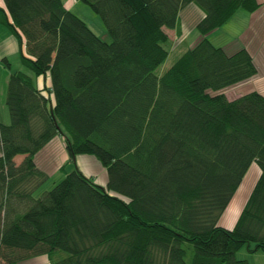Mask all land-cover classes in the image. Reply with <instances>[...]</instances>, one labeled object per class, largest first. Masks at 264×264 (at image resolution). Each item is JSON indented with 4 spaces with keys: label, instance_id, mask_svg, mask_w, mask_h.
<instances>
[{
    "label": "trees",
    "instance_id": "1",
    "mask_svg": "<svg viewBox=\"0 0 264 264\" xmlns=\"http://www.w3.org/2000/svg\"><path fill=\"white\" fill-rule=\"evenodd\" d=\"M82 1L110 40L63 0L0 3V23L32 72L6 80L0 264L35 256L47 264H249L236 251L251 242L264 249V91L228 90L264 65L247 46L229 51L208 33L261 1ZM188 28L200 32L191 42ZM58 135L75 165L61 163L63 176L38 192L49 172L35 156ZM78 155L99 163L102 182ZM253 164L258 174L235 222L220 224Z\"/></svg>",
    "mask_w": 264,
    "mask_h": 264
},
{
    "label": "rangeland",
    "instance_id": "2",
    "mask_svg": "<svg viewBox=\"0 0 264 264\" xmlns=\"http://www.w3.org/2000/svg\"><path fill=\"white\" fill-rule=\"evenodd\" d=\"M66 1L69 5V8L77 13L79 16H81L88 25L97 33L103 36L104 38H107V40H110V35L107 33V30L102 22V19L100 16L94 12L89 4L82 0H63ZM245 10L240 9L239 12L234 13L226 23L222 24L221 26L216 27L214 30H212L209 33V38L212 39L214 42L224 45L227 50L231 51L234 46L239 44H247L246 41L249 35L253 32L252 27H250V33L247 34L243 30L245 28V25L243 23V20H245ZM244 27V28H243ZM8 31V30H5ZM4 31V34L6 33ZM243 31V32H242ZM3 34V35H4ZM172 36V33H170ZM200 32L197 29H194V32L190 34V36L187 38V42H191L194 38L196 39L197 36L199 37ZM173 38V36H172ZM0 39H2V34H0ZM247 46V45H246ZM20 50L19 47L16 49L10 50L9 53H7V57L10 61V67L6 66L3 62V60L0 62V121L2 122H8L9 121V112L7 109V105L5 104V91H6V79L7 75L10 71L23 69L28 71L27 68L23 67V65L20 62L19 59ZM3 55V53H2ZM1 55V57H2ZM178 51H171L169 52L166 59L159 64L157 67V72L163 71L166 67H168L174 59L177 57ZM0 57V58H1ZM34 81L38 83V79ZM259 88L264 90V73L258 74L253 80L241 83L239 85H236L228 90V93L234 94L235 92H241L242 90L252 89V88ZM60 138V142L63 144L60 146L59 152H64L66 154L65 159L62 161V163H65L64 171L71 170L74 167V162L68 160V153L65 148V142L64 138L61 135H58ZM62 154L60 155V158H62ZM19 160V159H17ZM77 164L79 163L76 160ZM50 164V163H49ZM84 172L91 173L95 176L97 180L102 182V172L100 171V166L95 164L88 163H82L80 162ZM80 167V165L78 164ZM254 167V166H253ZM251 167L250 170H248L243 178L242 183L240 184V188L236 193H234L230 208H228L226 214L231 215L234 211L240 210L247 198V195L249 194V191L254 183L255 177V170ZM49 171V177L48 179L39 187L38 192L45 188H49L54 181L59 180L63 174L64 171L60 170L59 168H55L52 164L48 165ZM81 168V167H80ZM87 173V174H88ZM254 243L251 242L249 244V247L247 244H242L236 251V255L239 258H246L249 262V264H264V249H256V250H250L249 248H253ZM19 264H47V259L45 256H35L31 259L24 260L23 262Z\"/></svg>",
    "mask_w": 264,
    "mask_h": 264
},
{
    "label": "crops",
    "instance_id": "3",
    "mask_svg": "<svg viewBox=\"0 0 264 264\" xmlns=\"http://www.w3.org/2000/svg\"><path fill=\"white\" fill-rule=\"evenodd\" d=\"M259 1H261L262 4L254 12H249V11L245 10V13H244L245 20H243L245 28L243 27L244 28L243 31L245 33L247 32V34H248V33H250V27H252L253 32L249 35L250 37H248V39L246 41L247 44H245V46L247 45V47L250 48L253 51V53L259 57V61H262V66H263L264 65V0H259ZM0 3H1V0H0ZM64 3L69 7V5L67 4L66 1H64ZM189 8L190 9H188V10L190 12L191 11L194 13L197 12V15L200 14V11H198L195 7L191 6ZM189 11L185 10L184 16L189 15L190 14ZM239 11H240V9L236 10L234 13L239 12ZM183 18H185V17H183ZM182 21L184 22L185 19H182ZM183 22H182V25L185 23V22L184 23ZM185 24L184 25L187 26V23H185ZM5 30H8V29L6 28L5 25L0 23V34H2V39H0V57L3 53L2 57L0 58V62L2 61V58L4 56L7 57V53H9L10 50H13V49H16L17 47H19L17 37H15L9 30L8 31H5ZM4 31L6 32L5 34H4ZM168 32L172 33V35H173L175 31H174V29L173 30L169 29ZM193 32H194V28H191V29L188 28L187 32L185 31L184 34L186 37H189L190 34H192ZM209 33H208V36H209ZM9 67H10V65H9ZM38 83H39V85L42 84V77H38ZM260 90L264 91L263 89H260ZM59 138H60L59 136L54 137L35 156V159H36V162L38 163V165L40 167H42L43 169L47 170L48 172L50 171V169L48 168V165L52 164L53 166H55L54 169L59 168V165L62 163V161L66 157V154L64 152H62V151L59 152L60 146L63 145L60 142ZM61 154L63 156L62 158H60ZM76 160L79 162L78 164L80 165L82 170H83V168H82L80 162H82V163H88L89 162L91 165L92 164L99 165V163L90 155L89 156L78 155V156H76ZM253 166H254V164L252 165V167ZM253 168L255 170L254 175L256 177L258 174V169L256 168V166H254ZM100 171L102 172V174H103L102 178L104 179L105 175H104L102 167L100 168ZM238 189H237V191H238ZM230 203H231V201L229 202L228 206L226 207V209L224 210V212L222 213V215L219 219L220 224L227 226V227H231L233 225V223L235 222V220L239 214V211H240L238 209L237 211H234L231 215H227L226 212H227L228 208H230Z\"/></svg>",
    "mask_w": 264,
    "mask_h": 264
}]
</instances>
